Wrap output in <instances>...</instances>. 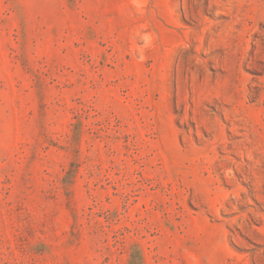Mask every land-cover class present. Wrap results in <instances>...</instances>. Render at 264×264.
Masks as SVG:
<instances>
[{"label": "rangeland", "instance_id": "rangeland-1", "mask_svg": "<svg viewBox=\"0 0 264 264\" xmlns=\"http://www.w3.org/2000/svg\"><path fill=\"white\" fill-rule=\"evenodd\" d=\"M0 264H264V0H0Z\"/></svg>", "mask_w": 264, "mask_h": 264}]
</instances>
